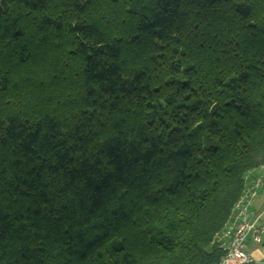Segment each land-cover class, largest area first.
<instances>
[{"label":"trees","instance_id":"16d2710c","mask_svg":"<svg viewBox=\"0 0 264 264\" xmlns=\"http://www.w3.org/2000/svg\"><path fill=\"white\" fill-rule=\"evenodd\" d=\"M264 163V0H0V264H216Z\"/></svg>","mask_w":264,"mask_h":264},{"label":"built area","instance_id":"2783aa9c","mask_svg":"<svg viewBox=\"0 0 264 264\" xmlns=\"http://www.w3.org/2000/svg\"><path fill=\"white\" fill-rule=\"evenodd\" d=\"M252 172L256 173L255 177L251 181H249L250 173L244 177V187L240 197L234 204L223 229L215 236L216 242L223 251L216 264H264L255 261L245 250L248 236L255 242H260L261 234L264 233V225H257V218H254L249 211L264 181V163Z\"/></svg>","mask_w":264,"mask_h":264},{"label":"crops","instance_id":"0c3cea01","mask_svg":"<svg viewBox=\"0 0 264 264\" xmlns=\"http://www.w3.org/2000/svg\"><path fill=\"white\" fill-rule=\"evenodd\" d=\"M255 172L250 173L249 181L255 177ZM256 198L253 200L249 211L257 218V225H264V181L260 185ZM245 250L257 262H264V233L261 234L260 242H255L250 236L245 242Z\"/></svg>","mask_w":264,"mask_h":264}]
</instances>
